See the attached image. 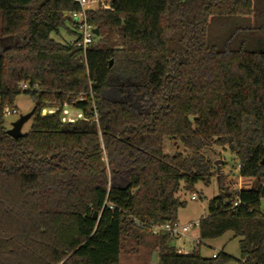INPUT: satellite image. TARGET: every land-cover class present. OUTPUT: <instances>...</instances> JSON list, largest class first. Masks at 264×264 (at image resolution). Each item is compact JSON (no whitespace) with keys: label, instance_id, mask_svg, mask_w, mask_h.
I'll list each match as a JSON object with an SVG mask.
<instances>
[{"label":"trees","instance_id":"trees-1","mask_svg":"<svg viewBox=\"0 0 264 264\" xmlns=\"http://www.w3.org/2000/svg\"><path fill=\"white\" fill-rule=\"evenodd\" d=\"M78 11L0 0V264H119L145 234L156 264H226L199 250L227 231L237 264H264V0H112L86 12L84 50L51 36L68 22L77 37ZM21 93L32 123L12 138L2 110ZM223 151L253 185L235 193L217 173ZM214 177L191 252L149 232Z\"/></svg>","mask_w":264,"mask_h":264},{"label":"rangeland","instance_id":"rangeland-1","mask_svg":"<svg viewBox=\"0 0 264 264\" xmlns=\"http://www.w3.org/2000/svg\"><path fill=\"white\" fill-rule=\"evenodd\" d=\"M65 15H70L65 13ZM1 26V17H0ZM68 22H65L64 26L59 28L58 35L52 34L51 36L58 42H72L76 39V35L69 33L67 28ZM95 35L94 40H96ZM18 113L3 116V125L6 131L11 130L14 125L22 121L20 127V133L25 134L29 131L32 123V109L34 103L29 95L19 94L16 96L13 105ZM80 115L70 116L71 120L76 119ZM215 161H218L219 173L232 179L230 186L234 189H238L241 186H251L254 184L252 179H241L238 173L237 160L234 159L229 152H222L215 156ZM264 184V183H263ZM195 195V199H191V195ZM218 194V185L216 178H212L209 184H204L199 181L195 183L191 190L179 191L178 196L185 201V205L177 211V222L179 224H186L189 222H195L207 215V207L210 199ZM260 210L264 213V195L260 198L259 202ZM198 235L197 227H193L188 231L185 237L180 239H173L170 241L171 245L176 248L183 247L184 252L189 253L193 250L196 241L192 240ZM238 238H234L231 231L225 232L222 236L205 241L200 246V254L204 257H210L212 254H218L220 251L231 255L235 260L226 264H237L236 259L239 258V246ZM123 250L119 257V264H156L157 252L153 246V238L145 234L141 241L136 242L134 239H130L128 242H124Z\"/></svg>","mask_w":264,"mask_h":264},{"label":"built area","instance_id":"built-area-1","mask_svg":"<svg viewBox=\"0 0 264 264\" xmlns=\"http://www.w3.org/2000/svg\"><path fill=\"white\" fill-rule=\"evenodd\" d=\"M75 2L79 11L77 13H71V16L75 17L78 22V33L79 35L73 40L71 43L75 44L77 47H81L83 50L86 49L88 45H90L94 41L95 34L93 32V27H91L86 20V12L89 10H111L112 9V0H72ZM22 88L26 89L27 85L22 84ZM18 113L16 108L13 107H5L2 110L3 116H8L11 114ZM237 168L239 169V165L237 164ZM239 190V188L237 189ZM191 199H195V195H191ZM238 202H234V206L237 205ZM199 220L195 222H190L186 224H179V222L174 223H166L163 225H150L148 226V230L150 233L155 235L166 234L172 239H180L185 237L190 229L193 227H198ZM142 225V224H141ZM177 251L180 253L186 254L182 247L177 248ZM216 254H212L214 257Z\"/></svg>","mask_w":264,"mask_h":264},{"label":"water","instance_id":"water-1","mask_svg":"<svg viewBox=\"0 0 264 264\" xmlns=\"http://www.w3.org/2000/svg\"><path fill=\"white\" fill-rule=\"evenodd\" d=\"M93 32L95 35H98L97 28H93ZM21 124H22V121L17 122L11 130L7 131V135H9L12 138L19 137L21 135V133H20ZM261 164L264 165V157L261 160ZM214 166L216 167L217 173H219L218 161H214ZM237 191L238 190L236 189L234 192L236 193ZM261 194L264 195V184L262 185ZM93 218L96 219V213L93 214Z\"/></svg>","mask_w":264,"mask_h":264},{"label":"crops","instance_id":"crops-1","mask_svg":"<svg viewBox=\"0 0 264 264\" xmlns=\"http://www.w3.org/2000/svg\"><path fill=\"white\" fill-rule=\"evenodd\" d=\"M76 115V114H75ZM77 115H79V114H77ZM197 221V220H196ZM190 223V222H189ZM197 239H198V235L196 236V238L194 237V239H192V240H195L196 242H197ZM180 247H182V246H180ZM183 248V247H182Z\"/></svg>","mask_w":264,"mask_h":264}]
</instances>
